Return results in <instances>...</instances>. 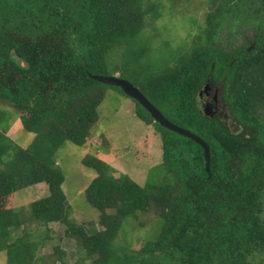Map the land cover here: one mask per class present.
Wrapping results in <instances>:
<instances>
[{
    "label": "trees",
    "instance_id": "obj_1",
    "mask_svg": "<svg viewBox=\"0 0 264 264\" xmlns=\"http://www.w3.org/2000/svg\"><path fill=\"white\" fill-rule=\"evenodd\" d=\"M211 1L214 9L193 47L173 57L171 66L168 61L144 70L149 48L141 36L147 16H160L156 4L0 0V103L17 110L24 129L35 135L23 148L0 130V251L8 254L7 264L46 261L36 251L51 236L30 231L12 205L16 192L38 184L47 194L31 203L29 223L39 229L62 225L66 237L85 242L87 255L95 256L92 264H254L257 257L264 264V0ZM227 14L234 26L221 43L217 34ZM254 16L261 22L252 23ZM244 20L253 37L238 31ZM239 35L242 43H236ZM130 72L169 121L210 146V173L200 145L154 122L135 101L137 116L161 135L163 162L141 186L127 174L115 177V169L98 157L83 158L97 174L85 195L99 211L102 229L79 230L56 153L67 142L86 145L107 88L124 93L91 76L120 73L123 79ZM206 86L214 91L209 114L200 105ZM139 213H153L158 223L151 240L128 251L117 240L125 222ZM18 230L22 236L13 237Z\"/></svg>",
    "mask_w": 264,
    "mask_h": 264
},
{
    "label": "rangeland",
    "instance_id": "obj_2",
    "mask_svg": "<svg viewBox=\"0 0 264 264\" xmlns=\"http://www.w3.org/2000/svg\"><path fill=\"white\" fill-rule=\"evenodd\" d=\"M148 4H156L159 7V18L152 19L147 16V25L142 32L143 44L149 49L146 50V59L143 62L144 70L159 69L175 63L173 57H179L187 49L193 47L195 38L205 27L208 13L214 9V2L211 0H145ZM220 2V0H215ZM243 16L237 12L233 14ZM232 15H225L223 18V28L219 29L217 38L223 43L228 32L233 29L231 23ZM244 18V17H243ZM251 22H261L257 16L251 17ZM244 20L246 37H253L252 26ZM247 24V25H246ZM241 27V26H240ZM244 36L237 38L236 43H242ZM141 46H138L140 48ZM118 59V56L115 57ZM135 66V65H134ZM138 69L141 70L140 66ZM114 76H120L116 73ZM123 79L142 88L137 83L134 72L124 75ZM105 98L98 108L99 118L93 126L92 134L88 138L85 146L79 147L71 142L65 143L56 153L57 165H59L65 175V182L62 186L68 204L71 206L70 217L79 230L93 232L101 230L100 213L87 200L85 189L97 176L92 169L82 164L86 156H95L107 162L115 170L113 175L119 177L127 174L131 179L141 186H145L151 169L163 162V148L160 133L154 125H147L136 114V102L122 93L119 89L109 87L105 91ZM214 93V91L212 92ZM213 95H211L212 98ZM206 101L201 100L202 109ZM222 105V104H221ZM223 115L227 113L224 107ZM0 113L2 124L0 130L11 140L18 143L23 148L28 147L34 139V134L27 132L20 120V113L8 103H0ZM227 115V114H226ZM230 126H235L229 123ZM157 169L152 170L153 177L157 174ZM159 172V171H158ZM47 189L44 184H38L28 189L16 192L12 199L13 208L18 211L21 219L27 221L30 231H44L39 229L37 224L29 223L30 205L32 202L45 197ZM108 213L114 210L108 209ZM264 217V199H263ZM158 219L153 213L138 214L137 218L129 219L125 222L123 232L120 233L117 243L120 246H127L128 251H138L144 244L151 240L152 234ZM42 228V226H41ZM50 229H54L55 235L51 236L45 246L50 249L42 253L48 257L45 264H92L95 256L89 257L86 252L85 242L73 237L64 235V227L58 223H53ZM24 232V231H23ZM58 233V234H57ZM22 231L12 232V236H22ZM41 248V244L39 246ZM58 248L61 252H53ZM54 253V254H53ZM8 254L0 251V264H7ZM254 264L262 263V258H254ZM41 264V263H38Z\"/></svg>",
    "mask_w": 264,
    "mask_h": 264
},
{
    "label": "water",
    "instance_id": "obj_3",
    "mask_svg": "<svg viewBox=\"0 0 264 264\" xmlns=\"http://www.w3.org/2000/svg\"><path fill=\"white\" fill-rule=\"evenodd\" d=\"M91 78L95 81H98L104 85L108 86H114L119 87L124 92L126 96L133 99L137 103H139L153 118L154 122L158 123L160 126L175 132L183 137H187L194 142H196L198 145H200L203 148V155L205 160V168L208 173H210V166H211V149L210 146L199 136L196 134L190 132L187 129H184L178 125H175L171 121H169L163 113L155 107L148 98L140 91L139 88L135 87L131 82L128 80L122 79L117 76H96L92 75ZM209 89V86H206L204 91H207ZM202 95V93L200 94ZM214 101H218V94H214ZM211 105L206 104L205 106V112L209 114Z\"/></svg>",
    "mask_w": 264,
    "mask_h": 264
},
{
    "label": "crops",
    "instance_id": "obj_4",
    "mask_svg": "<svg viewBox=\"0 0 264 264\" xmlns=\"http://www.w3.org/2000/svg\"><path fill=\"white\" fill-rule=\"evenodd\" d=\"M51 225L52 224H49L48 226H43L42 228H41V230H43L44 228H45V233H44V235L42 236V237H44V238H46V236H52L53 235V233H54V235H55V231H54V229L52 230V229H50L51 228ZM47 242H48V240H47ZM46 242V243H47ZM48 249H50L49 248V246H45V247H43L42 249H39L40 250V254L38 255V251L39 250H37L36 252V257H45L46 259L51 255V254H49L48 255V257H46V255L44 256V255H42V253H45V251H48ZM55 251V250H54ZM53 251V252H54ZM46 254V253H45ZM40 263V262H39ZM31 264H38V262H31ZM41 264H42V262H41ZM45 264V263H44Z\"/></svg>",
    "mask_w": 264,
    "mask_h": 264
},
{
    "label": "flooded vegetation",
    "instance_id": "obj_5",
    "mask_svg": "<svg viewBox=\"0 0 264 264\" xmlns=\"http://www.w3.org/2000/svg\"><path fill=\"white\" fill-rule=\"evenodd\" d=\"M212 92L211 90L207 89V91H204L201 95L202 99L208 103L209 100H211ZM219 104V103H218Z\"/></svg>",
    "mask_w": 264,
    "mask_h": 264
}]
</instances>
